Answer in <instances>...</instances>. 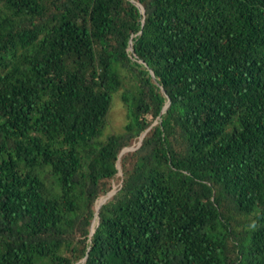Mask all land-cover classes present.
Returning <instances> with one entry per match:
<instances>
[{
	"label": "trees",
	"instance_id": "16d2710c",
	"mask_svg": "<svg viewBox=\"0 0 264 264\" xmlns=\"http://www.w3.org/2000/svg\"><path fill=\"white\" fill-rule=\"evenodd\" d=\"M0 264H264V0H0Z\"/></svg>",
	"mask_w": 264,
	"mask_h": 264
},
{
	"label": "rangeland",
	"instance_id": "374dc122",
	"mask_svg": "<svg viewBox=\"0 0 264 264\" xmlns=\"http://www.w3.org/2000/svg\"><path fill=\"white\" fill-rule=\"evenodd\" d=\"M126 111L120 99V92L112 96V108L109 113L108 132H120L126 124Z\"/></svg>",
	"mask_w": 264,
	"mask_h": 264
},
{
	"label": "bare ground",
	"instance_id": "6f19581e",
	"mask_svg": "<svg viewBox=\"0 0 264 264\" xmlns=\"http://www.w3.org/2000/svg\"><path fill=\"white\" fill-rule=\"evenodd\" d=\"M112 193H113V192H112ZM107 198H108V196H107ZM104 200H105V198H103V199L100 200L98 206L96 207V210L99 209V207L103 204Z\"/></svg>",
	"mask_w": 264,
	"mask_h": 264
},
{
	"label": "water",
	"instance_id": "95a60500",
	"mask_svg": "<svg viewBox=\"0 0 264 264\" xmlns=\"http://www.w3.org/2000/svg\"><path fill=\"white\" fill-rule=\"evenodd\" d=\"M131 149H132V148H131ZM125 151H128V150H125ZM112 195H113V193H112V194H109V195H108V198H109L110 196H112ZM105 201H106V200H104V202H105ZM92 233H93V231H92ZM92 233H91V234H92Z\"/></svg>",
	"mask_w": 264,
	"mask_h": 264
}]
</instances>
